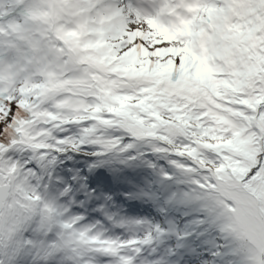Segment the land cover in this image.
Here are the masks:
<instances>
[{"label":"snow or ice","instance_id":"obj_1","mask_svg":"<svg viewBox=\"0 0 264 264\" xmlns=\"http://www.w3.org/2000/svg\"><path fill=\"white\" fill-rule=\"evenodd\" d=\"M0 264H264V0H0Z\"/></svg>","mask_w":264,"mask_h":264}]
</instances>
